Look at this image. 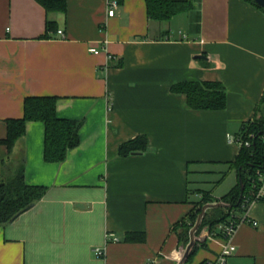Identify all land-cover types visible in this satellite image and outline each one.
I'll list each match as a JSON object with an SVG mask.
<instances>
[{
  "label": "crops",
  "instance_id": "1",
  "mask_svg": "<svg viewBox=\"0 0 264 264\" xmlns=\"http://www.w3.org/2000/svg\"><path fill=\"white\" fill-rule=\"evenodd\" d=\"M190 1L191 12L160 24L149 20L146 0H121L113 18L110 0H69L66 14L49 16L36 0H0V179L7 121L24 117L27 98L56 97L59 118L85 120L63 164L45 160V125L27 124L11 160L24 155L27 183L48 193L0 226V264L182 263V225L191 226L202 193L219 201L239 183L218 194L204 190V179L227 169L230 179L240 153L230 137L260 117L264 98V11L245 0ZM48 19L64 38L43 39ZM184 83L222 84L227 109H190L173 91ZM139 137L147 152L121 158ZM251 215L259 226L238 229L228 264H264V201ZM223 228L205 230L196 241L205 245L184 264L215 261ZM110 234L120 241L108 242ZM128 234L146 241L127 243Z\"/></svg>",
  "mask_w": 264,
  "mask_h": 264
},
{
  "label": "trees",
  "instance_id": "2",
  "mask_svg": "<svg viewBox=\"0 0 264 264\" xmlns=\"http://www.w3.org/2000/svg\"><path fill=\"white\" fill-rule=\"evenodd\" d=\"M36 1L46 10L48 16L68 12L69 0ZM117 1L121 4V0ZM245 1L264 11V8L259 7L254 0ZM146 6L149 20L160 24H170L174 18L189 13L194 8V4L190 0H146ZM58 31V24L48 19L43 39H50ZM173 91L185 95L189 108L195 111L218 112L226 110L228 106L227 90L220 83H184L174 87ZM57 103L58 98L56 97L27 98L24 117L7 121L8 135L1 141V144L8 150L9 158L2 167L0 179V226L14 223L23 214L34 208L48 193V188L27 183L25 175L27 159L24 155L18 160L14 159L16 160L14 162L11 160L18 144L26 138L27 124L38 122L45 125V160L47 163H65L69 152L77 149L81 144V130L85 125V120L71 121L59 118ZM263 107L264 98L258 109L260 117L245 124L240 134L252 133L256 135V139L252 142L251 148H240L236 161L231 165V168L238 174V185L219 201H215L210 194L202 193L203 199L199 205L200 208L194 210L191 216V226L182 225L180 239L184 242L185 247L188 248L191 244V231L198 224L205 206L215 203L225 205L206 212L202 224L196 232L197 237L202 236L207 229L213 234L214 228L225 225L237 212H243L244 197L251 189V180L256 170L264 167ZM148 147V139L139 137L120 148V157L125 159L136 154H144ZM222 208L228 209L229 214H222L217 218V212ZM145 241L146 236L142 234H128L126 237L127 243H144ZM203 245L195 242L185 263H189L196 255L198 248Z\"/></svg>",
  "mask_w": 264,
  "mask_h": 264
},
{
  "label": "built area",
  "instance_id": "3",
  "mask_svg": "<svg viewBox=\"0 0 264 264\" xmlns=\"http://www.w3.org/2000/svg\"><path fill=\"white\" fill-rule=\"evenodd\" d=\"M120 7V3L117 0H110L108 15L113 18L117 14V10ZM59 36H65L63 31L57 33ZM104 49L98 47H91L90 53L93 55H99ZM256 139V135L252 133H245L239 137H230V143L238 145L240 148H251L252 142ZM264 142V135L262 136ZM264 201V167L258 168L254 177L251 180V189L248 194L244 197L243 212L241 215H233L232 218L224 225L222 237L224 239V245L222 251L215 261L209 262L208 264H228L229 259L232 258L237 249L233 244L234 236L238 229L246 224H252L254 227H258L257 221L252 218V211L256 205ZM218 204V203H216ZM108 242H119L120 240L114 235H108ZM207 240H213V235L209 234L205 237ZM98 257H104L105 252L101 249L96 250ZM155 264V263H152Z\"/></svg>",
  "mask_w": 264,
  "mask_h": 264
},
{
  "label": "rangeland",
  "instance_id": "4",
  "mask_svg": "<svg viewBox=\"0 0 264 264\" xmlns=\"http://www.w3.org/2000/svg\"><path fill=\"white\" fill-rule=\"evenodd\" d=\"M263 111H264V107H263ZM221 171H223V170H221ZM226 172L228 173L229 172V169H227L226 170ZM227 173H221L219 176H211V177H207V178H205L204 179V182L206 183V184H204V190L205 191H213V190H216L217 189V191H216V193L218 192V194H220V193H222V192H226V190H230V187H229V185H230V183H232V184H236L237 185V178H238V176H237V172L236 171H233V174H232V176H229L228 178H230V179H228V181H227V179H226V176H227ZM226 179V180H225ZM193 180H194V177H193ZM227 181V182H226ZM235 186V185H234ZM218 187V188H217ZM216 204V203H215ZM214 204V205H215ZM204 209V208H203ZM215 209H217V208H215ZM222 214H226V215H228L229 214V210L228 209H226V208H222L220 211H218L217 212V218H219V216L220 215H222ZM237 214L238 215H241L242 214V212H237ZM212 221H214V220H212ZM196 227H197V225H196ZM195 227V228H196ZM194 228V229H195ZM193 229V230H194ZM193 230L191 231V233L193 232ZM195 237H196V241L198 240V241H201V238H200V236L199 237H197L196 236V234H195ZM203 241V240H202ZM191 245V244H190ZM186 251H187V249H186ZM186 251H184V253H186Z\"/></svg>",
  "mask_w": 264,
  "mask_h": 264
},
{
  "label": "water",
  "instance_id": "5",
  "mask_svg": "<svg viewBox=\"0 0 264 264\" xmlns=\"http://www.w3.org/2000/svg\"><path fill=\"white\" fill-rule=\"evenodd\" d=\"M256 2V4H258L260 7L264 8V0H254ZM200 59L202 60H207L205 57H199ZM242 184V182H241ZM225 205L223 204H215V205H207L204 207L203 211H202V214L200 215L199 217V220H198V224H197V227L193 230V232L191 233V245L188 247L187 251H186V254H185V257L182 261L181 264H184L192 247L194 246L195 242H196V237H195V234L196 232L198 231V229L200 228L201 224H202V221H203V218L206 214V212L209 210V209H213V208H220V207H224Z\"/></svg>",
  "mask_w": 264,
  "mask_h": 264
}]
</instances>
